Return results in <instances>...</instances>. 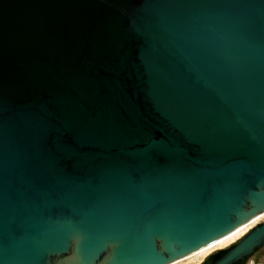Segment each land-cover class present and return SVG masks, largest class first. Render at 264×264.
<instances>
[{"label": "water", "instance_id": "1", "mask_svg": "<svg viewBox=\"0 0 264 264\" xmlns=\"http://www.w3.org/2000/svg\"><path fill=\"white\" fill-rule=\"evenodd\" d=\"M261 213L264 0H0V264H173Z\"/></svg>", "mask_w": 264, "mask_h": 264}, {"label": "bare ground", "instance_id": "2", "mask_svg": "<svg viewBox=\"0 0 264 264\" xmlns=\"http://www.w3.org/2000/svg\"><path fill=\"white\" fill-rule=\"evenodd\" d=\"M263 218H264V213H261L259 216H257L256 218H254L253 220L248 222L241 231L233 234L232 236L228 237L227 239H223V240H219V241H216V242H212V243L208 244L207 246H205V247L193 252L192 254L177 260L173 264H180V263H183L185 261H188L190 263L196 258H197V260H198L199 257L201 258V255H203L205 257L213 249H219V248H223V247L227 246L228 244L232 243L235 239H237V237H240L245 232L247 233V231L252 227V225L256 224L258 221H260Z\"/></svg>", "mask_w": 264, "mask_h": 264}, {"label": "flooded vegetation", "instance_id": "3", "mask_svg": "<svg viewBox=\"0 0 264 264\" xmlns=\"http://www.w3.org/2000/svg\"><path fill=\"white\" fill-rule=\"evenodd\" d=\"M236 241H234L233 243L229 244L228 246H225L224 248L213 249L208 255H206L204 258L199 260V262L197 264H205L208 260L212 259L214 256H217L220 253H222L223 251H225L226 249H228ZM263 257H264V246H262L261 248L255 250L251 255H249L245 259L243 264H258Z\"/></svg>", "mask_w": 264, "mask_h": 264}, {"label": "rangeland", "instance_id": "4", "mask_svg": "<svg viewBox=\"0 0 264 264\" xmlns=\"http://www.w3.org/2000/svg\"><path fill=\"white\" fill-rule=\"evenodd\" d=\"M262 220H264V218L261 219L260 221H258L257 223L261 222ZM257 223H256V224H257ZM256 224L252 225V227L255 226ZM252 227H251V228H252ZM251 228H250V229H251ZM250 229H249V230H250ZM249 230H248V231H249ZM248 231H247V232H248ZM245 233H246V232H245ZM245 233H244V234H245ZM244 234H243V235H244ZM243 235H241L240 237H237V239L241 238ZM237 239H235L234 241H236ZM234 241H233V242H234ZM233 242H232V243H233ZM230 244H231V243H230ZM228 245H229V244H228ZM228 245H227V246H228ZM223 248H224V247H223ZM219 249H220V248H219ZM202 258H204L203 255H201V258L199 257L198 260H197V258H196V259H194V260H193L192 262H190V263H189L188 261H185V262L180 263V264H197V263L199 262V260H201ZM195 260H196V261H195ZM258 264H264V257L260 260V262H259Z\"/></svg>", "mask_w": 264, "mask_h": 264}]
</instances>
